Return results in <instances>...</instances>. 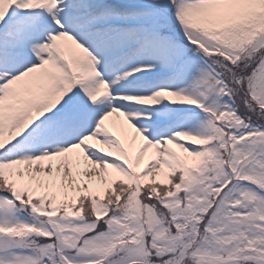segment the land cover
<instances>
[{
  "label": "snow or ice",
  "instance_id": "6c2138e0",
  "mask_svg": "<svg viewBox=\"0 0 264 264\" xmlns=\"http://www.w3.org/2000/svg\"><path fill=\"white\" fill-rule=\"evenodd\" d=\"M0 264H264V0H0Z\"/></svg>",
  "mask_w": 264,
  "mask_h": 264
}]
</instances>
